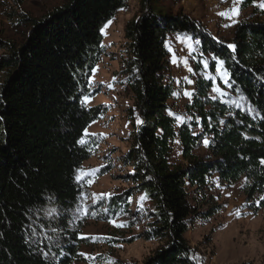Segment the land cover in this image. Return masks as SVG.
I'll use <instances>...</instances> for the list:
<instances>
[{"label":"trees","instance_id":"trees-1","mask_svg":"<svg viewBox=\"0 0 264 264\" xmlns=\"http://www.w3.org/2000/svg\"><path fill=\"white\" fill-rule=\"evenodd\" d=\"M13 1L16 10L5 9V16L29 28L20 44L0 30V264L81 263L77 173L90 157L81 141L99 115L84 100L104 54L102 29L129 0H67L39 19L17 12L22 0ZM161 1L139 0L141 15L124 29L140 124L124 162L132 185L109 198L105 213H127L131 193L145 194L153 208L142 235L162 244L142 264H194L185 234L193 218L205 221L217 209L199 213L188 190L205 206L211 177L225 187L243 180L246 201L255 212L264 209V11L222 41L186 14L163 12ZM255 1L243 0L242 7ZM178 36L199 41L200 54L224 61L242 109L211 98V81L198 78L185 106L189 121L177 124L168 106L174 88L167 41ZM175 142L183 164L170 162Z\"/></svg>","mask_w":264,"mask_h":264},{"label":"rangeland","instance_id":"rangeland-1","mask_svg":"<svg viewBox=\"0 0 264 264\" xmlns=\"http://www.w3.org/2000/svg\"><path fill=\"white\" fill-rule=\"evenodd\" d=\"M6 2V7L0 5V30L5 39L20 44L29 27L7 19L5 9L16 10L17 6L13 0ZM66 2L22 0L17 12L22 10L30 18L39 19ZM242 3L243 0H162L159 5L163 12L186 14L200 22L215 38L230 41L238 24L259 19L264 11L259 6L263 0H257L247 8H243ZM233 8L238 10L237 15L231 18L219 15L225 11L231 14ZM140 15L139 0H129L127 7L102 29L104 54L89 80V88L93 90L84 100L85 106L97 108L99 115L85 131L83 143L89 146L90 157L77 173L81 195L75 220L82 225L80 236L85 239V245L79 252L84 262L73 264H109V261L114 264H142L162 244L159 240H146L142 235L153 208L145 194L131 193L127 198V213L116 216L105 213L109 198L122 194L132 185L126 179V175L133 172L132 168L124 162L132 148V132L140 120L134 111L126 71L128 55L124 29L129 21ZM196 44L189 37H170L167 41V76L174 88L168 106L177 124L189 121L185 106L193 99L198 78L211 81V98L243 108L241 101L232 93L228 78L225 83L222 72L217 71L218 61L200 54ZM199 67L201 69L197 70ZM216 87L225 95L214 92ZM186 92L192 94L191 98L185 95ZM172 148L170 162L183 164L179 144L175 142ZM197 154L205 156L206 141ZM242 185L243 180L225 187L219 184L216 177H211L203 190L205 206H201V196H195L188 190L190 203L199 213L217 209L205 221L193 218L185 234L192 248L194 264H264V209L254 211L242 194ZM193 198L200 203L197 200L194 203ZM116 224L124 226L117 227Z\"/></svg>","mask_w":264,"mask_h":264},{"label":"snow or ice","instance_id":"snow-or-ice-1","mask_svg":"<svg viewBox=\"0 0 264 264\" xmlns=\"http://www.w3.org/2000/svg\"><path fill=\"white\" fill-rule=\"evenodd\" d=\"M259 6L264 8V3H261ZM237 14H238V10L236 8L232 9L231 14L228 11L219 13V15L225 16V17H228V18H231L232 15H237ZM177 39H181V37L178 36ZM196 43H199V41H196ZM230 47H233V46L230 45ZM169 50L171 51V48ZM175 62H176V60L174 58L173 59V63H175ZM218 65H219V67L217 68V71L218 72H222V76H223V78H225V83H227L228 82L227 78L229 77V73H228V71L226 69L223 68L224 61L223 60H218ZM205 66H207L206 62H205ZM189 70L191 71V69H189ZM189 83H192V81H189ZM213 91L218 93L221 96L225 95V93L219 87L213 88ZM185 95H187L189 98H191L192 94L190 92H186ZM177 119L179 120L180 117H177ZM83 142L84 141H81V143H83ZM261 163L264 164V160H262ZM141 199H146V197H142ZM116 226L117 227H123L124 225L116 224ZM109 264H114V262L109 261Z\"/></svg>","mask_w":264,"mask_h":264}]
</instances>
